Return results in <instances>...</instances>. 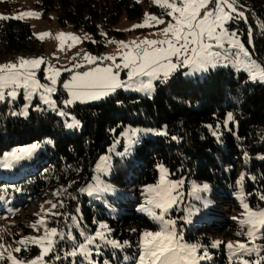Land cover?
<instances>
[{"label":"trees","instance_id":"1","mask_svg":"<svg viewBox=\"0 0 264 264\" xmlns=\"http://www.w3.org/2000/svg\"><path fill=\"white\" fill-rule=\"evenodd\" d=\"M145 3L151 10L159 8L153 0H41L40 6L43 16L56 11L61 24L84 27L95 41L88 42V48L102 51L106 47L102 31L111 33L124 14L131 19L141 17ZM234 6L237 12L232 13L229 28L237 32L242 44L264 66V0H235ZM43 49L29 22L0 19V60L14 54H42ZM182 67L167 79H160L152 96L119 89L100 101L68 106L73 119L79 122L73 128L67 127L61 116L45 106L39 109L41 103L37 99L25 117L15 113L24 103L22 94L14 103L8 99L1 101L0 151L12 145L49 141L25 169L0 173V197H3L0 215L18 216L20 209L40 200L45 191L57 186L55 194L63 206L58 204L45 217V224L37 225L39 232H44L45 227H57L65 229L67 234L71 224L81 221L90 225V233H95L96 220L105 218L110 222L112 240L121 245L127 241V245L107 244V251L94 253L95 262L86 264H135L141 252L142 227L159 226L146 212L138 210L145 205L142 201L131 208L125 204L135 196L140 197L146 185L158 181L159 164L169 170L171 178L184 179L187 192L191 181L208 183L220 204L229 208H233L238 169H242L241 196L251 209L264 206V199L260 198L264 196V83L249 82L246 72L230 66L210 68L202 76L193 77H186ZM64 97L68 99L60 86L55 93L59 106ZM128 125L164 130V133L145 138L134 147L131 157L114 159L110 180L128 184L131 195L121 202V215L113 218L101 204L91 203L81 190L94 176L102 156L114 146L120 151L124 149L121 134ZM132 141L137 142L135 138ZM184 210L173 211L179 217L178 224H187L182 220L184 212L187 215ZM231 227L227 218H215L188 227L186 238L201 239L208 244L206 250L213 253L211 259L215 264H228L231 252L224 243L217 248L209 244L208 233H227V230L230 234ZM75 233L73 239L65 235L56 240L47 259L55 264H85L83 254L67 255L86 242L80 230L75 228ZM261 240L264 244V229ZM32 249L38 250L36 246Z\"/></svg>","mask_w":264,"mask_h":264},{"label":"snow or ice","instance_id":"2","mask_svg":"<svg viewBox=\"0 0 264 264\" xmlns=\"http://www.w3.org/2000/svg\"><path fill=\"white\" fill-rule=\"evenodd\" d=\"M153 2L165 9L166 15L171 17L167 27L161 29L163 39H145L139 43L135 41L130 43L109 41L110 43H118L120 49L127 50L122 52V66L129 69L128 80L121 81L119 79V73L118 71L114 72L113 67L119 69L121 65L115 63L112 66H97L88 71L73 74L69 81L63 83V87L68 90V94L71 97L63 102L65 106L71 105L77 100L81 102L99 100L120 87H135L139 84L140 89H151L153 87V79H159L161 76L167 79L170 73L178 66H188L193 70H206L209 66L214 67L219 54L211 51L213 48L212 42H215L217 47H223L224 40H227L229 45L238 49L236 53L237 60L234 64L237 70L243 69L249 74L250 79L264 82V66L252 60L251 54L245 49L244 45L235 40V33L229 34L225 28V24L233 18L232 13L237 12L234 6L235 0H153ZM237 14L243 16V13ZM39 15L37 12L28 11L12 18H39ZM8 18L0 17V19ZM164 23L163 18L146 13L143 22L133 25V28L154 27ZM49 36H51L50 33L38 34L39 39ZM55 39L59 42L58 47L60 50L64 49L67 41H71L72 45L80 41V37L71 33H58ZM173 57L177 58L179 64L173 63ZM83 59L88 64L95 63L97 59L115 61L114 56L97 58L87 53ZM44 63L45 61L41 57L32 59L19 58L16 63L0 65V100L4 99L5 89L11 88L12 90L7 95L15 98L17 95L16 89L23 87L26 90V97L29 99L33 93L42 90L41 99L43 102L55 108V101L51 99V94L56 91L55 85L61 71L52 65H48L45 78L50 82L51 86L41 84L36 78V70ZM74 67L80 68L82 65L76 64ZM66 71H71V69H66ZM139 77H148L149 79L145 83L143 80H138L137 78ZM58 114L61 116L67 115L64 111H58ZM231 119L232 115L229 114L228 120ZM66 126L69 128L78 127L79 122L73 120L72 123H68ZM38 147V144H32L10 153L9 156L13 160H21L30 157ZM108 161L109 157L102 156L96 166L97 171H106ZM158 168L160 171L159 182L144 189L147 195L146 203L138 210L146 212L153 220L159 222L160 230L144 231L142 233L139 264H198V260L210 258L207 255V250H205L203 256H197V248L199 246L182 243V236L178 235L176 230V221L171 218H165L169 209L177 203L178 198L182 195L177 192V189L182 186L183 180L170 181L167 179V169L163 165H158ZM95 179L97 180L96 184L90 185L87 189L90 195L94 193L102 195L112 191L111 187L100 182L98 177ZM242 179L243 176L238 183H241ZM207 187V185H204L201 190H207ZM81 191H84V189ZM195 191L196 189H194ZM174 193L176 194L174 195ZM2 198L0 197V199ZM260 198L264 199V196ZM240 199L241 206L244 209L243 218L233 217V219H238L241 228L247 226L246 233H237V235H247L251 246L245 243L237 242L233 244L229 242L227 248L232 251L233 255L239 254V264H264V255H261V252H264V245L255 244L257 235L261 232V229H264V209L253 211L244 202L242 196ZM48 203L51 202L49 201ZM60 206L62 207L63 204L61 203ZM56 207V204H52V208ZM156 209H159V213L155 211ZM184 219H187V217ZM44 224V219H40L32 227L36 228L37 225ZM99 228L107 229L108 226L100 224ZM56 236H61L62 238L63 233L58 232L56 228L45 227L43 236L38 238L27 237L17 241V243L21 246H26L27 243H34L40 246V254L29 261L28 264H44V257L54 250V238ZM96 238L106 239L104 231L98 230L95 236H86L87 243H80L77 246V250H73L67 255L76 256L77 251H79L85 258L89 257L88 245L93 244ZM109 243L115 247L127 245V241L124 242V245L119 244L116 240H111ZM219 243L214 242L212 246L217 247ZM15 251L19 252L21 248L18 247ZM253 254H255V259H244L245 256ZM6 258L11 264H24L23 261L17 260L11 252H8ZM4 259V253L0 252V261Z\"/></svg>","mask_w":264,"mask_h":264},{"label":"rangeland","instance_id":"3","mask_svg":"<svg viewBox=\"0 0 264 264\" xmlns=\"http://www.w3.org/2000/svg\"><path fill=\"white\" fill-rule=\"evenodd\" d=\"M41 0H0V17H15L23 12L33 11L39 13V18L34 17H24L22 20L27 21L30 23L33 33L36 38H38V34L40 33H50L51 36L45 37L44 39H39L42 41L44 45L43 53L42 54H35V53H29V54H14L10 55L5 59L0 60V65L5 63H16L18 62L19 58H25V59H32V58H43L45 63L41 64L39 69L36 70V78L39 80L41 84H48L50 85V82L46 80V69L48 68V65H52L55 68L60 69L61 74L57 78V84L55 85L56 91L51 94V99L55 101V108H53L51 105L45 104L43 100L41 99V92L42 90H38L37 92L33 93L31 98L26 97V90L23 87H20L16 89L17 95L15 98L10 97L7 95L9 91L12 89H5V95L4 99L0 100L4 101L8 99L10 103H14L18 101L20 94H22L24 98V103L21 105L20 109L18 111H15V113H19L21 116L25 117L29 113V107L33 103L35 99H37L41 105L38 106L39 109H41L42 106H45L47 110H51L55 112L57 115L58 111H64L67 115L61 116L64 121L65 125L68 123L73 122V117L67 110L68 106H72L75 103H87V102H97L100 101L107 96L114 95L120 88H117L115 91L110 92L108 95L102 97L99 100H86L84 102H81L79 100L75 101L71 105L65 106L63 103L65 100H67L65 97L62 101V106H59L57 104L55 93L57 92L58 88L61 86V88L67 93L66 95L70 99L71 97L68 94V90L63 87V83L67 82L71 79V76L76 73H82L84 71H88L92 68H95L97 66L99 67H106V66H112L115 64H120L121 67L119 69H116L113 67V71H118L119 73V79L121 81H127L128 80V71L129 69L123 68L122 66V52L127 51L126 49H120L118 46V43H110L109 41H123L125 43H130L135 41L136 43H139L145 39L148 40H157V39H163V33L161 29L167 27L168 22L171 20V17L166 15V10L161 9L159 6L156 10H151L150 5L145 3L143 13L141 17L139 18H128L126 14L122 15L120 20L112 27L113 31L111 33H107L106 31H102L104 42L106 44V47L102 51H92L88 48V42L94 41V36L87 31L84 27H75L72 23H68L66 25H63L59 22L58 14L56 11H50L47 13L46 16H43V8L40 6ZM156 4V3H154ZM157 5V4H156ZM158 6V5H157ZM211 7V6H210ZM151 14L157 17H161L164 19L165 23L161 25H155L154 27H143V28H133V25L140 24L143 22L145 14ZM229 22L228 21L225 24V28L229 34L235 33V40L239 41V43L242 44L240 36L237 34L236 31L231 30L229 28ZM154 23V22H152ZM115 31L121 32V34H116ZM219 31V29H218ZM58 33H71L74 34L77 37H80V41L72 45L71 41H67L65 44V47L63 50H60L58 47L59 42L55 39L56 35ZM213 43V48L211 49L212 52L218 53L219 57L216 63V66H209L206 70H193L191 67L184 66L183 73L186 77H193L196 75L202 76L205 74L210 68H217L222 66H230L236 71H242L246 72L243 69L237 70V68L234 66L237 56L236 53L238 52V49L234 46L229 45L227 40L223 41V47H217L215 45V42ZM72 45V46H69ZM245 47V46H244ZM245 49H247L245 47ZM248 50V49H247ZM250 53V51L248 50ZM90 54L93 57L101 58L106 56H114L115 61H110L106 59H97L95 63L88 64L84 59L85 54ZM251 54V53H250ZM75 57V59H73ZM251 59L255 60L258 64H260L251 54ZM173 63L179 64V61L175 60V57H173ZM81 64L82 67L76 68L74 65ZM261 65V64H260ZM262 66V65H261ZM66 69H71V71H66ZM179 68V66L170 73L172 75L174 72H176ZM247 73V72H246ZM169 75V76H170ZM248 81L249 82H256L259 80H252L249 77V74L247 73ZM163 78L161 76L159 79H153L152 85L153 87L151 89H140L139 84H137L135 87H122V90L125 92H139L142 95L145 96H152L155 92L156 83L160 81V79ZM138 80H143L145 83L148 81V77H139ZM261 82V81H259ZM264 83V82H261ZM26 113V114H25ZM135 133V135H133ZM164 130H155L149 127H142V126H131L128 125L124 128L121 138L124 141V149L120 151L116 146H114L107 154L104 156L109 157V161L107 164V170L106 171H96L94 173V176L92 179L84 186L83 194L86 195L91 203H94L95 205L101 204L102 207H105L108 210V215H110L113 218H117L121 215L123 209L120 208V204L124 199H128L131 191V188L128 184H121L119 183H113L110 178L112 176V165L113 161L116 157H131L132 151L135 146L139 145L145 138L155 137L157 135L163 134ZM136 139L137 142H133V139ZM48 139L44 140L43 143L40 142H33L29 144H18V145H12L6 148H3L0 151V173H7L8 171H12L15 169H25L29 162L37 156L38 151L40 148L43 147V145L48 143ZM32 144H38L39 147L32 153L30 157H26L21 160H13L9 156L10 153L21 149L28 147ZM100 162V160H99ZM98 162V163H99ZM163 165V164H159ZM163 167L167 169L164 165ZM158 169V181L156 183H151L149 185H156L159 182L160 179V171ZM238 172L241 173V176L238 173V178L236 181V188L234 193V204L233 208H229L230 206L220 204L219 200L213 193L211 187L208 183H198L195 181L190 182V189L187 192L184 188L185 180L184 179H173L170 177L169 170L167 169V179L170 181H180L183 180L182 186H180L177 189L178 193H181L180 197L178 198V201L176 204L172 206V208L169 209V212L166 214V219L171 218L176 221V230L178 235L182 236V243L187 245H198L197 248V256H203L205 254L206 247L208 244H206L204 241L193 239L188 240L186 238V232L187 228L190 226H195L198 223H201L203 221L208 222L212 219H219L221 217L227 218L228 224L233 225V227L230 228V234L226 230L227 233H220V234H214L209 232L208 236L210 238V243L212 244L214 242H220L219 244L224 243L226 249L227 244L229 242H232L233 244L239 242V243H245L249 244L251 246V242L249 241V238L245 234L237 235V233H246L247 232V226L244 228H241L238 219L234 220L233 217L237 218H243L242 213L244 212L243 207L241 206V195L238 196V189L241 188L243 184L244 175L242 169H238ZM243 176L242 182L238 183V181H241V177ZM99 178V181L102 182L105 185H108L111 187L112 191L103 193L102 195L97 194H89L87 189L90 185H95L97 180L95 178ZM146 185L143 188L142 195L140 197L135 196L134 199L131 201H128V204H125L126 207H136L140 201H142V204L146 203L147 195L144 191V189L149 186ZM207 185V190H201L203 189V186ZM194 189L196 191L194 192ZM57 186H54L52 188H49L47 191H45L43 197L36 201L31 203L28 207L20 209L18 212L20 214L16 217L15 214L11 216V218L8 217L6 213H2L0 215V252L4 253L5 259L0 261V264H11L10 261L8 263L5 262L7 260V254L8 252H11L12 255L19 261H23L24 264H28L29 261L33 260L36 256L40 254V246L34 243H27L26 246H21L17 243V241L25 239L27 237H41L44 235V232H39V227L33 228L32 225L36 223L40 219H44L47 215H51L54 211V208H52V204L62 203L61 199L57 197L55 194L57 192ZM239 190V194H240ZM176 193H174L175 195ZM199 197V198H197ZM238 198V199H237ZM51 203H48V202ZM144 201V202H143ZM245 203L248 204L246 200H244ZM207 205V206H206ZM249 205V204H248ZM250 207V206H249ZM184 215H182V220L185 221L187 224H178L177 221H179V217H176L173 215V211L181 212L185 211ZM264 209V206L258 208V209H252L253 211ZM157 213H159V209L155 210ZM13 217V218H12ZM150 217V216H149ZM187 217V219H184ZM151 218V217H150ZM152 219V218H151ZM153 220V219H152ZM154 223L158 224V228H152L148 225H144L142 227V233L144 231H158L160 230L159 222L153 220ZM100 224H106L109 228L110 222L108 219L102 218L99 220H96L97 225V231H104L106 239L101 240L99 238H96L93 244L88 245V249L90 252V256L86 258L85 264L87 262L94 263V253H104V250H108L109 246L107 244L112 245L109 243V241L112 240L110 236V229H100ZM56 228L58 232L63 233V237L65 238V235H68L69 238L73 239L74 236H77L75 233V228L80 230V232L86 237V236H95V233H90L89 228L90 225L88 223L82 224L81 221H76V223L71 224L70 228L66 234L65 229L59 230L57 227H51ZM205 233V232H204ZM142 235V234H141ZM262 229L261 232L257 235V238L255 240L256 245H264L262 240ZM61 236H56L55 242L58 239H62ZM87 243V241L85 242ZM92 245V247H90ZM36 246L38 250L34 251L32 248ZM21 248V251L17 252L15 251L16 248ZM140 247V246H139ZM202 247L204 249L202 250ZM218 247V246H217ZM215 247V248H217ZM141 249V247H140ZM23 251H26V253H23ZM73 251V249L71 250ZM70 251V252H71ZM229 252H231L232 256L229 259L228 264H239V254L233 255L232 251L228 249ZM79 253V251H77ZM51 252H49L44 257V264H55V262H51L47 259ZM207 255L210 258L206 259H200L198 260V264H215L216 261L212 260L213 253L210 250H207ZM261 255H264V252H261ZM244 259L247 260H253L255 259V254L251 256H245ZM135 264H139V257L136 260Z\"/></svg>","mask_w":264,"mask_h":264},{"label":"built area","instance_id":"4","mask_svg":"<svg viewBox=\"0 0 264 264\" xmlns=\"http://www.w3.org/2000/svg\"><path fill=\"white\" fill-rule=\"evenodd\" d=\"M181 59H182V57H181ZM175 60H177V58H175ZM178 61V60H177ZM161 80H164V78H161Z\"/></svg>","mask_w":264,"mask_h":264},{"label":"crops","instance_id":"5","mask_svg":"<svg viewBox=\"0 0 264 264\" xmlns=\"http://www.w3.org/2000/svg\"><path fill=\"white\" fill-rule=\"evenodd\" d=\"M120 89H122V87H120ZM67 94V93H66ZM69 99V98H68Z\"/></svg>","mask_w":264,"mask_h":264},{"label":"bare ground","instance_id":"6","mask_svg":"<svg viewBox=\"0 0 264 264\" xmlns=\"http://www.w3.org/2000/svg\"><path fill=\"white\" fill-rule=\"evenodd\" d=\"M23 209V208H22Z\"/></svg>","mask_w":264,"mask_h":264},{"label":"clouds","instance_id":"7","mask_svg":"<svg viewBox=\"0 0 264 264\" xmlns=\"http://www.w3.org/2000/svg\"><path fill=\"white\" fill-rule=\"evenodd\" d=\"M238 199V198H237Z\"/></svg>","mask_w":264,"mask_h":264}]
</instances>
